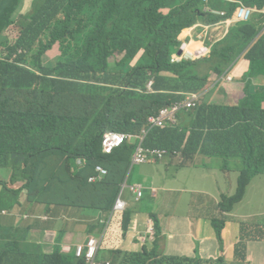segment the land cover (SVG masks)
<instances>
[{
    "label": "trees",
    "instance_id": "trees-1",
    "mask_svg": "<svg viewBox=\"0 0 264 264\" xmlns=\"http://www.w3.org/2000/svg\"><path fill=\"white\" fill-rule=\"evenodd\" d=\"M24 1L0 0V46L8 51L6 59H0V168L11 169L13 182H22L30 196L24 204L18 193L1 189L0 213L19 206L15 216L27 228L48 229L31 212L38 203L52 217H57L59 209L72 210L69 218L76 216L80 221L100 215L94 228L105 230L137 145L126 142L106 155L104 129L122 128L120 132L137 137L143 131V147L168 150L173 156L182 152L185 158L194 156L191 142L196 135L206 134L210 146L226 150L225 145L231 148L235 142L249 145L250 133L264 132V66L256 64L252 73H247L248 68L240 79L243 98L237 106L202 102L179 112L177 122L162 129L147 123L162 108L182 103L186 94L201 92L202 86L181 83V78L201 75V81L209 83L210 74H227L239 57L264 58V0H239L257 10L248 21L233 25L222 43L210 45L208 56L175 63L170 60L180 50L178 37L183 30L199 20L215 25L229 18L236 5L223 0H26L23 10ZM212 11H224L225 16ZM12 26L20 30L16 43L4 37ZM57 43L61 54L52 63L44 62L46 52ZM140 50V67L132 75L128 71L122 75L117 61L110 62L114 52L123 53V60ZM146 69L149 75H138ZM23 92L26 97L19 98ZM107 94L115 102L104 99ZM40 108L43 112L38 113ZM87 113L106 120L101 126L94 121L89 128L73 127V120ZM94 128L102 129L95 134ZM259 151L264 161V139ZM199 154L206 151L201 148ZM97 166L106 168L108 175L90 183ZM259 167L247 166L239 172L234 194L221 197V212H230L243 199ZM210 224L221 244L225 221L212 218ZM156 227L154 221L149 239L159 243L162 232ZM126 232L123 222V235ZM140 250L136 260L123 258L121 264H225L222 259H179L163 254L162 248L156 254L144 252L143 246ZM63 253L61 248L51 255L44 253L20 229L0 225V264H43L44 259L49 264H88L83 257ZM108 258L118 264L116 250L108 251Z\"/></svg>",
    "mask_w": 264,
    "mask_h": 264
},
{
    "label": "crops",
    "instance_id": "crops-1",
    "mask_svg": "<svg viewBox=\"0 0 264 264\" xmlns=\"http://www.w3.org/2000/svg\"><path fill=\"white\" fill-rule=\"evenodd\" d=\"M25 5L26 0L24 1L23 10L25 9ZM163 12L166 13L167 11L164 10ZM13 28L18 29L16 27ZM224 28L225 27L223 25L218 24L206 25L202 20H199L193 27L185 29L180 33L178 37V40L181 44L180 48L182 49V51L191 53L193 57L202 58L208 56L210 52V45H215V42L220 39L218 35L224 30ZM16 41H11V43H16ZM211 41H213V43H211ZM57 45L58 54L51 58V60H44V62L52 63L61 54L60 45L55 44L50 50L46 52L44 56H49L50 52L55 51ZM141 55L142 52L140 56ZM119 59L114 61H118ZM114 61H111L110 59V62ZM247 70L248 66L244 62H241L236 64L227 74L218 77V81L212 84L209 93L205 97V102H207L208 104L225 105L229 107L237 106L238 102L243 97V92L241 91V97L238 98L236 96V84L237 82H241L240 79ZM212 75L209 79V82L212 80ZM227 77H230L231 80L228 81ZM108 92H111V90H108ZM215 93L220 95V99L216 103L213 101V96ZM189 94L191 93L186 94L185 97H187ZM18 97H26V92L18 94ZM59 114L63 115L65 114V112L63 113V111H59ZM90 114L91 113H87L86 115H82V118L73 120V127L79 129L83 127L89 128L90 123L94 121H98L99 125L101 126L102 123H104V121L106 120V117H104L103 115ZM101 129L102 128H94V133L98 134ZM104 130L109 131L111 129ZM116 131L122 133L120 132L122 131V128ZM124 134L131 135V133ZM206 137L208 138L207 135ZM138 142L139 139L135 138L132 139V142L130 144L138 145ZM133 153L132 155L130 154L128 160V166H130L129 174L127 176L125 175L120 190L124 184L126 186L138 185L143 188V196L141 199L136 200L133 194L129 193L125 188L123 191V196L125 191L128 192L127 195L123 197V199L127 203L126 210L122 213H114L117 214V217L112 220L111 218L114 214H112V216L110 214L108 220L110 223H113V226L114 224L119 225L120 232L117 233L111 231L108 226L102 233L97 231L94 236H91L97 239H100L102 235V239L105 237L103 246L105 251L108 252L110 250H116L113 248L114 246H116L117 248L120 246H124L128 249L129 252L133 253L139 251L141 249V247L139 249V236L144 238L145 242L149 239L151 233H153L152 229L154 217L151 215V213H153V209L156 204L158 206V209H160V212L158 210L157 215H160V217L162 218L160 221L162 222L161 240H163V243H161L159 249L161 250V247L163 246V254H166L168 256L188 258H190L189 256H194L200 257L201 259H210L215 261L222 259L225 264H264V234L262 231L263 228L259 226H264L263 223H254V221H251L248 216L244 215H241V218L232 216L234 218L225 220L220 216V210L218 207L220 201H217V193L212 192L209 189L202 188L184 193V182L177 181V184L175 183L176 177L189 171V162L186 164L184 163L185 160L189 158H185L184 156L180 158V152L177 155L173 156L172 152L168 151L162 158L153 157L145 164L131 165L130 158L131 156H133ZM105 154L110 155L107 153ZM167 156L170 158V161H163ZM202 156L205 155L200 154L199 157L203 158ZM194 160H196V157L194 158ZM203 160H205V157L203 158ZM169 166L175 168L176 174L173 175L171 173L167 177H165V172L168 171L166 167ZM97 167L95 170L96 174L93 176H96L97 182H99L102 181L108 174L99 173L97 171ZM148 168H154L155 171L151 172ZM192 168L193 173L197 174L198 169H196L195 167ZM198 173L201 174V172ZM156 180H159L157 184ZM232 186H234L235 188V183ZM222 196L232 195L221 194V197ZM179 197L184 198L182 199V206L186 211L184 215L180 214L178 211V207L180 206L178 203ZM199 198H201L203 201H217L216 206L218 208V212L212 215H206L208 217L197 216L196 214L192 213L190 209L194 207L195 201ZM18 209L19 206H16L14 208V210L11 212L13 217L11 218L10 222L4 227H11L13 223H19V226H15V228L20 229L28 239L37 242L47 252L51 249L55 250L53 246L47 244L44 241L45 232L27 228L22 223H20L19 218L15 216V212ZM34 210L35 206L33 210H31V212L36 217H46L49 215L45 213V208L43 206H39V209L35 212ZM166 211H170L171 214H167ZM230 212V214L234 213V207ZM70 216H73L72 210L59 209L57 210V217H52L51 215H49V220H42L47 223L48 229L53 227L58 229L59 238L61 240L64 236H60V232L64 228L62 225L71 227L80 222V220L76 216H74L73 218H69ZM99 217L100 215L95 216L91 220L87 221L89 223H93V226L91 227L92 229L95 227L96 221L99 219ZM212 218L225 221V225L223 226V229L221 231V244L216 238L214 229L210 224V220ZM262 218H264V215H262ZM52 221H55L53 226L51 225ZM123 222L125 227H127V232L124 235L122 233ZM95 230L97 229L94 228L93 232ZM50 232H48V234ZM88 238L89 236H87L86 234L68 233L64 236L63 240L60 241V244H65L68 248H74L77 250V247L79 245L87 243ZM74 241H77V243L73 244ZM100 252L98 254V259L102 262H110L108 256H101ZM237 253L239 255L238 257L235 256ZM242 258H245L246 261H240V259Z\"/></svg>",
    "mask_w": 264,
    "mask_h": 264
},
{
    "label": "rangeland",
    "instance_id": "rangeland-1",
    "mask_svg": "<svg viewBox=\"0 0 264 264\" xmlns=\"http://www.w3.org/2000/svg\"><path fill=\"white\" fill-rule=\"evenodd\" d=\"M171 12V10H169ZM226 31H222L219 33V37H221L218 41L215 42V44L222 43L223 36L225 35ZM4 37L9 38L12 42H15L17 38L19 37V29H15L13 27H10L7 29L4 33ZM213 43V41H211ZM104 46L105 45H101ZM261 49V48H258ZM117 51V50H116ZM143 50H140L135 57L132 59H126L124 58L123 60H120L119 58L123 57V53L114 52L113 55L111 56V61L117 60L116 67L117 70L124 75L125 71H128L130 75L134 74V69H137L140 67L138 63L141 62L142 56H140L141 52ZM58 54V45L56 47V50L53 52L49 53V56H45L44 60L48 61L51 60L55 55ZM136 59V61H135ZM145 62L147 59H145ZM237 64L244 62L249 70L247 73H252V67L256 64L259 67L264 66V58H260L258 55H254L253 58H248L245 59L244 57L240 59V57L237 59ZM150 71L143 70L138 73L139 76H144V75H149ZM212 74H210L211 77ZM184 81V82H183ZM218 81V77L216 75H212V80L209 83H205L204 81H201V75L196 76L191 79H185L181 78L180 82L181 83H194L197 86H202L203 88L200 90L202 93V102H205V97L209 93L212 84ZM235 83V82H234ZM255 84V83H253ZM237 87V92L236 96L239 98L242 96L241 91L243 90V83L242 82H237L236 84ZM104 99L109 98L110 102H115V100L112 98L109 94H107ZM243 98V97H242ZM241 98V99H242ZM220 99V95L215 93L213 96V101L216 103ZM96 103V102H95ZM207 103V102H205ZM99 107L105 108L106 104H98L96 103ZM45 111L50 110V106L44 109ZM43 112V109H38V113ZM41 126V124H40ZM256 136V137H255ZM250 137L253 138V141L251 144L247 145L245 142L242 143H231V148L226 147V150L224 147H217L213 148L209 144V139L206 137L205 134L203 135H196V137L193 139L191 142L192 146H195V153L193 158H189L185 160V164L189 162V171L185 174H182L178 177L175 178V183L177 184V181L184 182V193H187L189 191H194L198 188L202 189H209L212 192L217 193V201H220L221 194L225 195H233L235 192L234 186H232L235 183L236 186V179L238 177V174L240 171L244 170L247 166L254 167L255 165L259 164V174L256 175L253 180L251 181L250 185L247 187L246 193L243 197V199L236 205H234V213L230 214L231 212H221L220 211V216L228 220L229 218H234L232 216H236L241 218V215L248 216L251 221H254V223H263L264 224V218H262V215H264V161L261 159V153L259 151V147L262 145V140L264 139V132L263 129L255 135L253 133H250ZM203 148L206 151V154H208L205 157V160L203 158H200L199 150ZM205 154V155H206ZM182 157V152L181 156ZM196 157V160L194 158ZM132 159V156H131ZM130 159V164L132 165ZM163 161H170V158L167 156ZM195 167L197 170V174L193 173V168ZM150 169L151 172H154V168H148ZM168 171L165 172V177H167L169 174L175 175V168H172L171 166L166 167ZM183 170V169H182ZM130 171V166L127 169L126 176L129 174ZM198 172H201L199 174ZM13 176V171L11 169H4L0 168V190L1 189H6L10 193H18V200L20 202L27 203L29 200V192L25 189H23V183L22 182H13L12 179ZM159 182V180H156V184ZM232 186V187H231ZM231 187V188H230ZM120 188V187H119ZM228 189V191H227ZM119 192V190H118ZM127 191L124 192V196L127 195ZM123 196V197H124ZM229 197V196H228ZM184 198L179 197L178 203V211L180 214H185V209L182 206V202ZM215 200H207L203 201L201 198L197 199L195 201L194 207L191 210L192 213L196 214L197 216H205L206 215H212L218 212V208L216 206ZM105 204V203H104ZM217 208V209H216ZM39 209L38 203L35 206V211ZM160 212V209H158V206L155 204V207L153 209V213L151 215L154 217V221L156 223V228L159 229L162 232V222L160 221L162 218L160 215H157V212ZM220 210V209H219ZM167 214H171L170 211H166ZM219 216V217H220ZM12 214L7 211L6 214L1 213L0 214V224L1 226L7 225L11 218ZM218 218V217H217ZM55 221H52L51 225L53 226ZM97 223V221H96ZM61 226V225H59ZM64 228L63 230L65 231V235L68 233H78V234H86L89 236L88 239H90L91 236H94L95 233L97 232L92 231V226L93 223H89L87 221L81 220L79 223L71 226V227H66L65 225H62ZM110 228L111 231L120 232V226L110 223L108 221V225L106 227ZM51 231V232H50ZM263 234H264V228H263ZM48 232H50L48 234ZM58 229L55 227L49 228L45 233H44V241L47 244H50L55 248V250L60 249L63 254H68L71 256L76 255V249L68 248L65 244H60V241L63 240V238L60 240L59 238V233ZM103 236V235H102ZM102 236L100 239H102ZM31 238V237H30ZM104 240L105 237L102 239V243L104 246ZM140 242V247H144V252L145 249L148 250V252L156 254V250L159 248L161 243H163V240H160L159 243L156 242V239L152 238L147 241H142V239L138 238ZM77 241H74L73 244H76ZM116 249V261L118 264H121L123 261V258L131 259V260H136L135 255H137L138 252H143V250H140L134 254L133 252H129L128 249L124 246L120 247H113ZM163 249V246L161 247ZM55 250H50V251H45L44 253L47 254H53ZM101 256H108V252L105 251L104 247L102 248L100 252ZM171 254V252H170ZM144 254L142 253V256ZM190 258H194V256H189ZM188 257H179V259H187ZM197 258V257H195ZM43 264H49L48 259L43 260Z\"/></svg>",
    "mask_w": 264,
    "mask_h": 264
},
{
    "label": "built area",
    "instance_id": "built-area-1",
    "mask_svg": "<svg viewBox=\"0 0 264 264\" xmlns=\"http://www.w3.org/2000/svg\"><path fill=\"white\" fill-rule=\"evenodd\" d=\"M225 1L236 5V8L232 13L231 18L224 22L227 27L235 23L248 21L252 17V15L257 11L255 8H250L243 5L239 0H225ZM262 12L264 13V9H262ZM219 14L221 16H224V12H221ZM0 52H2V49H0ZM6 56L7 54H4V57ZM197 58L199 57H193L191 53L185 52L182 56L172 55L170 61L172 63H175V62H180L183 59L194 60ZM227 80L230 81L231 78L227 77ZM150 85L151 83L148 84V88H150ZM201 100H202L201 92L196 94H191L187 98H185V100L182 103L174 104L171 107L162 108L157 115L152 117L149 116L147 123L151 124L154 127H159L161 129L164 128L167 123L174 124L177 122V115L179 112H181L182 110H189L196 108L198 105L201 104ZM145 136L146 134L143 131L141 132V135H138L137 137L129 134L119 133L116 130L111 129L103 134L102 147L105 153L111 154L115 149L120 148L126 142L129 143L132 141L133 138H138L139 143L131 159L132 165L145 164L153 157L162 158L166 154V152H168L167 150L164 149L160 150L158 148L150 149L143 147L142 141ZM175 154L177 153H174V155ZM97 171L102 174H108V171L101 166L97 167ZM90 182L97 183V177L91 176ZM125 188L128 190L129 193L133 194L136 200L141 199L143 196V188L141 186L138 185L126 186L124 184L121 190L119 191L117 199L113 205L111 216L116 212L122 213L126 210L127 203L123 199V191ZM115 217H117V214H114L111 220L114 219ZM152 235L153 233H151L150 237ZM139 237L140 239H142V241H144V238H142L141 236ZM102 248H103L102 239L91 237L88 241L87 246L80 245L78 247L77 256L78 257L85 256L88 264H111V262L109 261L102 262L97 260L98 254Z\"/></svg>",
    "mask_w": 264,
    "mask_h": 264
},
{
    "label": "clouds",
    "instance_id": "clouds-1",
    "mask_svg": "<svg viewBox=\"0 0 264 264\" xmlns=\"http://www.w3.org/2000/svg\"><path fill=\"white\" fill-rule=\"evenodd\" d=\"M208 1L209 0H203V2H205V3H208ZM223 1H225V0H223ZM226 2V1H225ZM227 3H229V2H227ZM232 4V3H231ZM236 8V7H235ZM205 10H208V8L206 7L205 8ZM235 10V9H234ZM233 10V11H234ZM221 12H224V11H212V13H215V14H218L220 17H222V18H224V16H225V12H224V16H221L219 13H221ZM233 13V12H232ZM231 16H232V14H231ZM231 16L229 17V18H224V19H222L221 21H219L218 23H216V24H218V25H223L225 28H224V30L223 31H227L228 32V30L233 26V25H235V24H237V23H235V24H232V25H229L228 27L225 25V21L226 20H228V19H230L231 18ZM12 27H14V26H12ZM17 28V27H16ZM19 29V28H18ZM19 37H20V30H19ZM19 37L17 38V40L19 39ZM10 40V39H9ZM11 41V40H10ZM58 44V43H57ZM60 45V44H59ZM0 49H2V52H0V59H6V57H4V54H7L8 53V51L6 50V49H4L3 47H1L0 46ZM180 51H181V55H178V53L177 54H173V55H178V56H182L184 53H185V51H182V49L180 48ZM198 59V58H197ZM191 94H196V93H191ZM191 94H189V95H191ZM188 95V96H189ZM187 96V97H188ZM186 97V98H187ZM264 107V106H263ZM89 181H90V179H89ZM91 183V182H90ZM44 207V206H43ZM8 210H4L3 212H1V213H4V214H6V212H7ZM10 212V211H9ZM11 213V212H10ZM46 213V212H45ZM48 214V213H47ZM50 215V214H49ZM49 215L48 216H37L38 218H40V219H43V220H49L50 219V217H49ZM18 224V225H17ZM15 226H19V223H13V225L11 226V227H13L14 229H17V228H15ZM88 241H89V239H88ZM88 241H87V243L86 244H83V246H87V244H88ZM80 246V245H79ZM78 246V247H79ZM78 247H77V249H78ZM76 256H77V250H76ZM78 257V256H77ZM83 258H85V256H83ZM86 259V258H85ZM97 260L98 261H100L99 259H98V257H97ZM241 261V260H240Z\"/></svg>",
    "mask_w": 264,
    "mask_h": 264
},
{
    "label": "water",
    "instance_id": "water-1",
    "mask_svg": "<svg viewBox=\"0 0 264 264\" xmlns=\"http://www.w3.org/2000/svg\"><path fill=\"white\" fill-rule=\"evenodd\" d=\"M178 55H181V51L179 50Z\"/></svg>",
    "mask_w": 264,
    "mask_h": 264
}]
</instances>
